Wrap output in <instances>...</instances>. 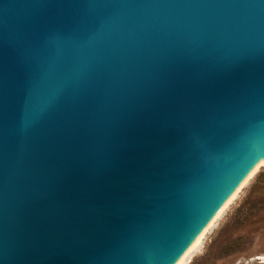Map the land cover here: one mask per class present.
<instances>
[{
    "label": "water",
    "instance_id": "water-1",
    "mask_svg": "<svg viewBox=\"0 0 264 264\" xmlns=\"http://www.w3.org/2000/svg\"><path fill=\"white\" fill-rule=\"evenodd\" d=\"M264 152V0H0V264H171Z\"/></svg>",
    "mask_w": 264,
    "mask_h": 264
},
{
    "label": "rangeland",
    "instance_id": "rangeland-1",
    "mask_svg": "<svg viewBox=\"0 0 264 264\" xmlns=\"http://www.w3.org/2000/svg\"><path fill=\"white\" fill-rule=\"evenodd\" d=\"M183 264H264V162Z\"/></svg>",
    "mask_w": 264,
    "mask_h": 264
},
{
    "label": "bare ground",
    "instance_id": "bare-ground-1",
    "mask_svg": "<svg viewBox=\"0 0 264 264\" xmlns=\"http://www.w3.org/2000/svg\"><path fill=\"white\" fill-rule=\"evenodd\" d=\"M264 162V152L256 159L247 171L242 175L230 192L225 196V198L216 207L209 218L204 222L200 229L195 233V235L190 239V241L185 245L177 257L172 261L171 264H183L187 257L191 254L193 250L202 241L205 233L209 227L213 224L216 218L221 214V212L226 208V206L235 198L241 187L247 182V180L253 175L257 168Z\"/></svg>",
    "mask_w": 264,
    "mask_h": 264
}]
</instances>
